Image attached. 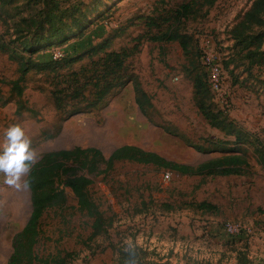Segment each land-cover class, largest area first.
Returning <instances> with one entry per match:
<instances>
[{"label":"rangeland","instance_id":"obj_1","mask_svg":"<svg viewBox=\"0 0 264 264\" xmlns=\"http://www.w3.org/2000/svg\"><path fill=\"white\" fill-rule=\"evenodd\" d=\"M190 1L102 0L82 39L52 45L30 59L19 47L20 32L27 31L21 19H29L41 6L31 0L0 1V146L5 130L20 124L31 140L35 162L44 153L74 147L94 148L106 159L126 145L192 167L232 150L247 161L244 175L215 178L180 176L129 162H118L102 175L78 171L77 176L92 182L88 195L102 214L104 232L91 238V220L77 211L72 192L64 188V207L49 210L41 220L36 246L39 256L58 251L62 256L70 254L67 264H119L117 250L137 247L154 262L235 264L233 249H241L253 264H264V169L256 151L264 150V66H253L247 72V61L230 50V32L254 0H216L211 6L198 0V10L177 27L192 41L200 35L213 40L224 67L225 101L216 102L212 94L211 106L215 104L223 112L235 131L249 134L251 144L235 143L233 136L211 128L201 117L193 100L195 73L188 76L184 72L186 61L178 44L146 39L148 29L138 20L140 16L165 15V11L172 12ZM59 2L61 8L76 5L83 12L92 0ZM99 12L102 19H98ZM104 41L108 43L106 51L138 42V51L126 61V67L151 101L146 116L134 103L132 85L112 89L97 107L84 114H69L73 108H87L71 100L65 103L67 96L63 98L64 113L56 111L52 93L67 86L65 80L72 70L96 60L100 55L92 57L85 52ZM53 49L61 50L64 59L51 62ZM76 49L84 55L73 64L67 58ZM29 60L21 84L25 109L16 114L17 98L7 82L15 80L20 65ZM97 167L105 169L101 163ZM165 173L168 177L163 182ZM199 202L215 206V212L192 207ZM29 214L27 188L9 187L0 176V264H6L12 238L24 227ZM227 222L244 226L249 234L233 241L222 229ZM240 241L246 248L239 247Z\"/></svg>","mask_w":264,"mask_h":264},{"label":"trees","instance_id":"obj_2","mask_svg":"<svg viewBox=\"0 0 264 264\" xmlns=\"http://www.w3.org/2000/svg\"><path fill=\"white\" fill-rule=\"evenodd\" d=\"M5 4L6 0H0ZM40 9L29 19H21L22 25L27 28L21 30L19 47L30 59L42 50L50 48L52 45H65L71 41H77L85 36L87 26L93 25L90 16L100 7L102 0H92L88 7L82 12L76 5L70 9L61 8L59 0H31ZM208 6L214 4L216 0H204ZM85 6V4H84ZM87 6V5H86ZM199 8L198 0H191L182 4L179 9L172 12L165 11V15L140 16L148 32L146 39L153 43H177L186 61L183 67L184 72L193 79V100L201 117L211 128L219 130L227 137H234V142L239 144H251V136L238 131L231 121L216 108L211 106L213 98L206 83V74L201 65V50L197 40H193L186 34H181L178 25L183 19L188 18ZM77 11L79 15H74ZM155 13L158 10H154ZM170 12V13H168ZM103 13L98 16L102 19ZM165 28L164 31L162 29ZM264 0H254L250 8L242 15L230 32L233 42L230 50L247 61L245 69L250 72L253 66H264ZM155 29L154 33H151ZM23 31V32H22ZM141 37L138 39L140 40ZM194 43V46L192 44ZM138 42L132 47L120 48L118 51L107 50L108 43L104 41L85 53L90 56L100 55L96 60L90 59L89 63L81 65L77 70H72L65 80L66 87L55 89L52 93L53 105L56 111L64 113L65 103L71 101L80 103L87 108H73L70 115L86 113L94 109L109 92L117 87L132 85L134 92V103L140 113L146 116L147 110L151 108V101L142 90L137 77L127 71L126 61L133 57L137 50ZM83 53L75 52L68 56L69 62L76 64L83 59ZM50 61L57 63L61 61ZM234 60H231V63ZM28 63H23L19 67V76L7 82L10 91L16 96V114L25 108L22 103L23 89L21 87L28 71ZM227 63L226 65H228ZM223 65V64H221ZM224 70V67L222 66ZM5 83V82H2ZM209 92V93H207ZM210 94V95H209ZM69 97L65 103L63 98ZM213 97V96H211ZM210 100L212 101L210 103ZM214 103V102H213ZM30 111V110H28ZM203 151V149H199ZM258 160L264 169V150L257 149ZM118 162H129L143 166H151L156 170L168 171L173 174L187 177L215 178L244 175L247 161L243 154L237 151L228 152L218 158L208 160L195 167L177 164L166 161L153 152H146L135 146H122L113 150L105 159L102 154L94 148L74 147L72 149L57 150L44 153L38 161L31 167L25 176L30 181L27 190L29 191L30 214L24 227L16 233L11 241L12 252L6 264H67L70 254L56 252L46 257H41L36 251V246L41 236V220L43 216L54 209H62L66 204L64 188H68L75 200L77 211L84 214L91 220V238L104 232V219L97 205L89 198L88 187L91 180L77 176L76 172L86 170L89 174L102 175L110 171ZM105 165L104 170L98 169L97 165ZM196 210L214 213L216 207L199 202L192 205ZM169 206L167 210H171ZM242 240V239H233ZM239 247L246 248L243 242ZM233 245V244H231ZM235 253V264H253L247 257L246 251L233 249ZM119 264H169L160 263L147 259V253L141 248L133 247L117 250Z\"/></svg>","mask_w":264,"mask_h":264},{"label":"clouds","instance_id":"obj_3","mask_svg":"<svg viewBox=\"0 0 264 264\" xmlns=\"http://www.w3.org/2000/svg\"><path fill=\"white\" fill-rule=\"evenodd\" d=\"M36 154L31 140L20 124L10 125L4 132L0 146V176L3 183L16 189L27 188L30 181L23 179L35 163Z\"/></svg>","mask_w":264,"mask_h":264},{"label":"built area","instance_id":"obj_4","mask_svg":"<svg viewBox=\"0 0 264 264\" xmlns=\"http://www.w3.org/2000/svg\"><path fill=\"white\" fill-rule=\"evenodd\" d=\"M199 49L201 50V65L206 74L207 87L213 94L215 101L218 103H224V91H223V69L217 52L214 48L213 40L207 36H198L196 38ZM63 57L61 50H51V58L53 60H59ZM168 174L163 176V182L166 181ZM223 232L226 236L233 239H244L249 234L248 229L239 224H233L227 222L223 224Z\"/></svg>","mask_w":264,"mask_h":264}]
</instances>
